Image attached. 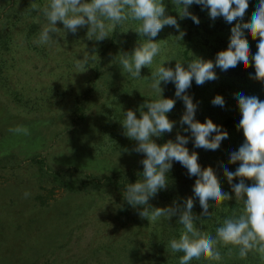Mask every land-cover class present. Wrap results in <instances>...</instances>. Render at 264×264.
<instances>
[{"label":"rangeland","instance_id":"rangeland-1","mask_svg":"<svg viewBox=\"0 0 264 264\" xmlns=\"http://www.w3.org/2000/svg\"><path fill=\"white\" fill-rule=\"evenodd\" d=\"M34 15L36 32L33 35L38 37L46 19L39 11ZM28 17L31 18L30 15ZM208 18L212 21L209 15ZM213 24L214 22L211 23L212 29L209 33L211 39H215L220 33L223 35L222 32H216ZM56 26L61 31L51 34L52 41L45 45V50L42 49L39 55L31 50L30 58L28 54L22 55L26 61L21 62L13 61L8 55L9 77L6 82L0 77V264H159L156 262L158 260L155 253L159 252L155 245L162 239L161 235L152 233V224L145 218L140 217L137 222L132 223L118 214L121 199L118 190L107 185L88 190L78 188L77 170L81 172L79 176L82 178H86V174L107 175L115 169L127 170L131 166L137 167L145 157L142 153L133 151L137 144L135 140L133 147L125 145L128 137L124 135L122 125L119 126V123L113 120L106 124L102 119L101 103L105 94L96 95L94 91L89 93L88 99L91 100L86 117L77 127L75 125L76 131L72 132L70 108L73 90L62 98L59 94L62 82L68 76L58 75L59 70L50 73L49 69L59 63V69L63 70L65 65L60 59L65 56L73 57L75 60L71 66L72 70L68 71L67 75H70L72 82L76 81L81 85L83 79L75 69V61L83 59L80 49L81 43L88 39L87 31L82 27L72 34L63 31L62 23L57 22ZM19 27L22 26L17 24L15 31L19 30ZM129 28L124 25L122 34L128 35ZM178 35L179 33L176 37ZM198 37L199 35H194L189 54L194 59L211 58L212 61L214 54L202 46L203 41ZM71 39L74 41H70ZM147 39L144 37L143 42ZM184 42L186 41H176L170 48L173 50L171 54L177 53L179 44L182 46ZM211 45L218 48L216 41H211ZM164 54L167 53L162 49L161 54L157 55L160 62ZM16 58L19 59L20 56ZM178 61L177 58L173 60L175 64ZM86 71H90L89 68ZM86 71L84 73L87 75ZM228 72L232 73L233 69ZM142 76L144 77V74ZM229 80L230 78L223 81L230 83ZM76 82L73 84L77 85ZM245 82L233 81L227 100L221 92V87L218 88L217 85L207 83L198 88L197 103L200 105L196 110L195 120L200 122L199 118L203 115L204 121L200 123L210 119L217 125L229 113H240L236 94L257 96L256 93H251L255 91L254 86H247L249 81ZM22 83L26 85L23 86ZM139 89L144 98H153L155 92L151 88V79H145ZM217 89L219 92H216ZM15 90L21 94L13 95ZM74 90L77 92L78 87L74 86ZM42 91L43 96L40 94ZM218 93L225 101L223 108L211 103ZM191 98L194 103L196 96ZM184 111L185 106L176 113L172 112L169 120L176 123L172 132L166 133L168 141H173L180 132L183 136H188L190 141V132L183 130L187 125L182 126L179 123ZM16 129H27V134ZM227 134L228 138L222 141L219 149L215 151L219 152L218 155L222 156V159L204 163L203 169H213L222 190L232 196V199L226 200L227 204L236 205L240 208L238 213L241 214L243 204L235 198L231 185L223 175V166L233 172L239 167V162L230 164L228 161L231 151L239 149L244 137L238 127ZM152 140L156 141V137H152ZM190 149L196 151L199 165L200 156L213 152L195 148L193 144ZM32 158L36 160L32 161ZM238 182V179L232 181L233 184ZM252 183L251 180H245L248 186ZM26 192L30 194L27 197L24 195ZM168 206L170 205L165 207ZM240 214H235L234 209L228 207L222 221L229 216ZM164 220L166 219L159 220L160 226H163ZM202 229L215 237L216 234L209 231L214 229L209 222H204ZM222 248H232V254L228 255V251L225 253ZM218 249L222 255L221 261H209L204 258L202 262L264 264V259L251 252L246 259H240L238 248L231 245H218ZM173 254L170 251L164 257L170 259ZM198 260L199 258H194L190 264L197 263ZM171 264L179 262L176 260Z\"/></svg>","mask_w":264,"mask_h":264},{"label":"clouds","instance_id":"clouds-1","mask_svg":"<svg viewBox=\"0 0 264 264\" xmlns=\"http://www.w3.org/2000/svg\"><path fill=\"white\" fill-rule=\"evenodd\" d=\"M172 3L178 9L181 20L190 18L196 24H199V19L188 10L193 4L207 9L212 20L222 17L228 23L237 18L243 21L249 8V0H172ZM31 8L39 11L46 19L38 39L34 41L39 45L49 44L53 39L51 34L61 31L56 26L57 22L62 23L64 32L72 34L87 26V38L100 42L108 38L117 25L129 20L138 21L135 32L148 39L131 54L125 52L117 56L123 73L134 79L140 78L141 69L150 67L154 58L161 54V45L153 41L165 26L175 28L179 33V40L186 34L180 29L175 17L165 14L163 0H47L43 7L33 3ZM242 29H246L253 40H259L254 56L250 57V45L244 38L245 32ZM90 57L86 53L83 59H76L77 73L88 69L86 65ZM166 61L169 60L162 58L161 63L151 72V88L159 98L152 102L146 101L140 106V118L132 110L123 113L121 124L124 135L137 142L133 151L142 153L145 157L140 161L143 165V180L128 184L124 199L133 208L143 206L138 214L152 225L161 218L170 220L178 216L183 231L179 239L170 240L168 246L173 253H183L179 264H190L194 258L201 257L209 261H221L218 245L238 248L240 259H246L250 252L264 259V101L256 96L236 94L241 116L237 127L242 130L244 142L237 151L229 155L228 162H239V167L233 172L223 166V175L231 185L235 198L242 202L243 209L239 216L225 218L222 226L216 229L215 237L194 226L196 217L192 211L195 206L193 197L198 198L202 215L209 216L210 200L223 203L232 199V196L222 190L211 167L201 169L196 152L189 154L185 147L189 142L188 136L178 133L175 142L169 140L163 145L152 140V137L159 138L164 133H171L176 123L166 115L174 109L175 101L162 97L164 89L161 85L169 82L175 85V96L185 106L179 123L187 125L183 130L190 132L195 148L215 151L228 138L227 132L210 119H206L204 123L195 120L197 105L185 93L192 86L193 80L196 85L202 86L207 81L218 79L213 71L216 67L226 72L237 66L247 68L251 63L255 75L250 76V79L264 83V0H258L250 22L237 23L231 28L227 49L216 54L215 62L195 58L187 68L176 62L173 69L163 66ZM211 103L221 108L225 105L220 95H216ZM144 108H147V112L143 111ZM16 131L27 134V129ZM173 161L186 168L190 177H197L192 189L193 197L185 199L182 206L174 201L172 206L152 208L149 199L167 188L166 174ZM234 179L239 182L233 184ZM245 180H251L252 185H246ZM24 195L27 197L30 194L26 192ZM231 254L232 248H229L228 255Z\"/></svg>","mask_w":264,"mask_h":264},{"label":"trees","instance_id":"trees-1","mask_svg":"<svg viewBox=\"0 0 264 264\" xmlns=\"http://www.w3.org/2000/svg\"><path fill=\"white\" fill-rule=\"evenodd\" d=\"M33 3L39 4L41 7H43L47 3V0H0V77L2 78V81L6 82L10 73V68L7 64V60L9 59L7 57L8 55L13 59V61L20 60L19 62H21L26 61V59L22 58V55L28 54L30 58L31 50H33V52L37 53L38 55L39 53H41L42 49L45 50V45L34 43V37L38 39L39 36L36 37L33 35L36 32V22L34 14L35 12H37L33 11L31 8ZM163 3L166 9L165 14L175 17L180 26V29L186 33L180 39V41L186 42H184L182 46H180L179 44L178 52L175 54H171L173 50L170 49L172 48L171 46L179 40L178 37H176L178 31L175 28L171 26H165L163 30L159 32L157 37L154 38L153 42L158 41L162 46L161 48L165 50V53H167L163 55V58H166L169 61L164 62L163 66L174 69V58H177L179 60L178 62L181 63L185 68H187V65L194 59V57L189 54V50L192 44L191 41H193L194 35H199L198 38L200 39V41H203L202 46L212 51V55L214 54L212 61L215 62L216 54L222 49L227 48L228 46L226 41H229L231 28L234 27L237 23L250 22L252 13L256 10L258 0H249V8L245 14L243 21L237 18V20L233 21L232 23L226 22L222 17H218L214 21H210L208 18V10L202 9L201 6L196 4L189 6L188 10L199 19V24L194 23L190 18L181 20L177 13L178 9L172 3V0H163ZM29 15L31 16V18L28 17ZM212 22H214L213 27L216 28V32L218 31L223 33V35L221 33L217 35L215 39H211L209 37V33L212 29ZM124 23L121 25H117L115 29L109 33V37L103 41L98 42L94 39H87L84 41L83 38L82 41L84 42L81 43L80 49L81 55L84 58V55L87 53L91 57L88 61V64L86 65V67L90 70L86 71L88 74L86 75L84 72L80 74L78 73L79 77L83 79L81 85L77 84L76 81L75 82L77 85H74L73 83L75 82H72V79L69 78L70 75H67V72L72 70L71 66L75 60L73 57L65 56L60 59V62L65 65V68L63 70L59 69V63H56V66H53L51 67V69H49L50 73L55 72V70H59L58 75L62 74L65 77L68 76L62 82L63 86L59 88V94L62 98L66 93H69L70 90H73L71 97L72 107L70 108V121L73 124L71 127L73 129L72 132L76 131L75 129L77 127V124L83 121V119L86 117L87 109H89L90 107L91 100L88 99V95L92 91L97 93L96 95L100 93H102V95L105 94L103 97V102L101 103V112L103 115H101V117L106 121L105 123L109 124L110 121L113 120L119 123V126L122 125L121 122L123 120L124 112H126L127 110H132L136 113V116L138 118V116L140 117L141 105H143L146 101L152 102L159 98L155 93L152 99L144 98V95L139 89L141 83L144 82L145 79H151V72L154 71L155 68L161 63L158 60L159 58L157 56L154 58L153 64L150 67H143L141 69V73L142 75L144 74V77L140 73V78L138 79L131 78L127 73H123V70L118 63V55L125 52L131 54L136 47L144 43L143 41L145 37L140 36L135 32V29L139 24L138 21L129 20L126 21L125 24ZM17 24H20L22 27H19V30L15 31V26ZM124 25H128L130 27L128 35L122 34ZM85 30L87 31V26H85ZM242 31L245 32L244 38L248 40L250 45V57L254 56L257 51V41L259 40L258 38L253 40L246 29H242ZM70 41H74V39H71ZM211 41H216L218 48H214L211 45ZM223 41L225 42L223 43ZM12 52L14 54H12ZM15 56H20V58L22 59H17ZM116 57L117 59H115ZM209 60H211V58ZM13 63L15 65V62ZM213 71L216 73L218 79L214 81H207L204 84L209 83V85H217L218 88L221 87V92L226 100L229 98L228 95L230 90L232 89L233 81H238L240 83H242V81H246L245 83L249 81V83H247V86L252 85L255 88V91H251V93L253 95L256 93V97H258L259 100L264 101V83H261L254 79H250V76L255 75V69L251 63L247 68L237 66L233 69L232 73H229L228 71H221L218 67L214 68ZM117 75L119 78L117 77ZM109 76L111 77V79ZM229 78L230 83H225L224 81ZM22 85L24 86L26 85V83H22ZM73 85L75 87H78L77 92L74 90ZM161 86L164 89L162 97L173 99L175 101L174 109L166 114L169 119L172 115V112H178L184 106V104L181 99L175 96V85L173 83L169 82L167 85H164L162 83ZM30 87L32 86L30 85ZM200 87L201 86L196 85L195 81L193 80L192 86L185 93L190 97L196 96L194 104L197 105V108H199L200 105V103H197L199 98L197 95L199 90L198 88ZM13 92V95L16 96H18V94H21L16 90ZM216 92H219L218 89ZM40 94L41 96H43V91ZM57 97H59V95ZM143 111L147 112V108H144ZM240 119V113H229L223 118V121L217 125L220 126L222 130L228 133L230 130L234 131L235 128H237ZM199 120L200 122H202L203 115L199 118ZM179 134L183 135L181 132ZM213 135L215 134L213 133ZM175 138L173 142H175ZM133 141L134 140L128 138L125 140V145L127 147L129 145V148H131L133 147V145H135ZM167 141V134L164 133L159 138L156 137V141L154 142L158 145H163ZM192 144L193 143L191 138L190 141L185 145V147H187V149L189 150V154L194 152L192 149H190ZM215 151L210 154L205 153L200 156L199 160L202 167L201 169H203L204 163L208 164L213 162L214 160L219 161L222 159V156L219 157L220 155H218L219 152ZM34 160H36V158H32V161ZM37 161L39 162V160ZM142 173L143 165L141 163L137 167L131 166L130 169L127 170L115 169L112 173L107 175L86 174V178L80 177L81 172L77 170L78 175H76V177L78 178V181H76V183L79 184L78 188L80 190L98 188L103 185L112 186L114 189L118 190L121 193V199L118 206V214L126 217L129 222L135 223L140 218L138 213L142 210L143 206H137L136 208H133L125 201L124 194L128 184L143 180ZM166 176L168 179L167 188L159 191L154 198L149 199V205H151L152 208H156V206H172L174 201L182 206L185 199L193 197L192 189L197 177H190L187 174V169L184 168L179 162L173 161L172 167L166 174ZM193 199L195 206L192 211L194 216L196 217V219H194V226L200 231H203V224L207 221L210 223L211 227L214 228L209 229V231L213 232V234H216L215 227H220L223 223L222 217L224 216L228 207L234 209L235 214H240L238 213V210L240 208L236 207V205H232L233 203L231 205H228L227 201H224L223 203H217L216 201L210 200L208 209L210 215L204 216L202 215L203 210L199 205L198 198L193 197ZM182 231L183 225L179 223L178 216L175 219L172 218L170 220H164L163 226H160L159 221L155 225H152V233L160 234L162 237V239L160 241H157L155 245V248L159 252L155 253V256L158 260L156 262H159V264H171L175 263L176 260L180 262V257L183 254L182 252L174 253L172 258L170 259H167V257L165 258L164 256H166V254L171 251L168 246L169 241L172 239H179ZM222 249H225V253L228 251V249L226 248ZM203 260L204 257H201L199 258L197 263L194 264H204L202 262ZM222 264L225 263L222 262ZM237 264L240 263L237 262Z\"/></svg>","mask_w":264,"mask_h":264}]
</instances>
